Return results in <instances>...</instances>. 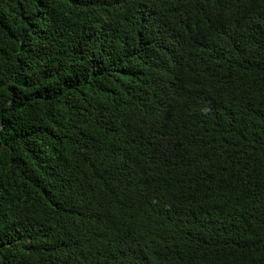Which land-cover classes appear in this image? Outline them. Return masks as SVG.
Returning <instances> with one entry per match:
<instances>
[{
	"label": "trees",
	"instance_id": "1",
	"mask_svg": "<svg viewBox=\"0 0 264 264\" xmlns=\"http://www.w3.org/2000/svg\"><path fill=\"white\" fill-rule=\"evenodd\" d=\"M0 264H264V0H0Z\"/></svg>",
	"mask_w": 264,
	"mask_h": 264
}]
</instances>
